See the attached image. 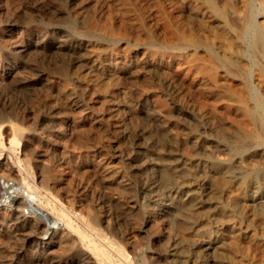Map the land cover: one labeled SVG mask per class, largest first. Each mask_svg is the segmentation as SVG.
Returning <instances> with one entry per match:
<instances>
[{
    "label": "rangeland",
    "instance_id": "obj_1",
    "mask_svg": "<svg viewBox=\"0 0 264 264\" xmlns=\"http://www.w3.org/2000/svg\"><path fill=\"white\" fill-rule=\"evenodd\" d=\"M262 119L264 0H0V180L111 255L19 193L0 264H264Z\"/></svg>",
    "mask_w": 264,
    "mask_h": 264
},
{
    "label": "bare ground",
    "instance_id": "obj_2",
    "mask_svg": "<svg viewBox=\"0 0 264 264\" xmlns=\"http://www.w3.org/2000/svg\"><path fill=\"white\" fill-rule=\"evenodd\" d=\"M247 20V19H246ZM248 20H249V18H248ZM254 21V20H253ZM244 27V26H243ZM245 29V28H244ZM243 29V30H244ZM253 29V28H252ZM242 30V31H243ZM247 32V31H246ZM249 32V31H248ZM249 35V34H248ZM248 35H247V37H248ZM242 36V35H241ZM263 38V37H262ZM229 58V57H228ZM232 62V61H231ZM231 62H229V63H231ZM248 72V71H247ZM215 74V73H214ZM214 74H213V78H215L214 77ZM217 74V73H216ZM211 77H212V75H211ZM217 77V76H216ZM212 78V79H213ZM218 78V77H217ZM263 120V119H262ZM264 121V120H263ZM0 130H1V133H3L4 134V136H7L8 135V128H7V126L6 125H3L1 128H0ZM15 141H13L12 142V146H13V143H14ZM15 144V143H14ZM3 142H2V140H0V150H4V148H3ZM6 150V149H5ZM2 152V151H1ZM156 163V162H155ZM158 163V162H157ZM3 164V163H2ZM5 164V163H4ZM3 164V165H4ZM154 164V163H153ZM3 165H1V166H3ZM6 165H7V163H6ZM17 165H19L18 164V162H17ZM8 167L9 168H12V165H8ZM159 167V166H158ZM158 170V169H157ZM179 170V169H178ZM176 171H177V169H176ZM174 172V171H173ZM181 172V171H180ZM187 173H188V170L186 171ZM186 173V174H187ZM174 174V173H173ZM172 174V175H173ZM176 174H177V172H176ZM175 174V175H176ZM180 174H182L183 175V173H180ZM180 174H177V175H179L180 176ZM153 175V174H152ZM155 175V174H154ZM159 175V174H158ZM171 175V176H172ZM185 175V174H184ZM171 176H170V178H171ZM174 176V175H173ZM152 177V176H151ZM156 177V176H155ZM178 177V176H177ZM182 178V177H181ZM186 178V177H185ZM187 178H189V177H187ZM173 179V178H172ZM157 180V179H156ZM174 180V179H173ZM172 180V181H173ZM177 180H178V178H177ZM186 181H188V180H186ZM170 182V181H169ZM175 182V181H174ZM177 183H178V181H177ZM187 183V182H186ZM190 183V182H189ZM156 184V183H155ZM168 184V183H167ZM22 185V184H21ZM20 184H18V183H16V185L15 186H13V185H8V184H3L2 183V181L0 180V187L3 189V191L1 192V196L3 197L1 200H0V205H5V204H7L8 205V203L7 202H9V206L11 207V206H13L15 203L16 204H18V203H20V194L19 193H23V195L25 196V201L27 200V204H28V206L30 207V209H31V214L32 215H34V214H36L37 216H39L40 218H42L43 220H44V222L46 223V230H45V234H44V238H46V239H49V238H52V236L53 235H58V233L60 232V234H59V237H62L63 235H64V233H65V231H63L64 230V228H68V229H70V230H72V231H75V232H77L78 233V236L80 237V239L82 240V241H86V243H87V245H92L91 247H90V249H92V251L94 252V253H96L97 255H100V257H104V258H108V260L109 261H111V259H109L110 258V254H107L105 251H104V249L102 248V245L100 246V245H98V244H95V242H92V243H90L92 240L90 239V237L88 238L87 236V233L83 230V229H81L77 224H75L74 223V221L70 218V217H68L67 216V214L66 213H64V210L62 211V210H58L56 207H55V205L53 206V204L52 205H50V203H51V201H50V199L49 198H47V197H42L43 199H41V197L38 195V197H35V195H29V196H26V194L24 193V191H22V189H21V186ZM165 185H166V183H165ZM169 185H170V183H169ZM182 185H183V182H182ZM191 185V184H190ZM150 186V185H149ZM155 186V185H154ZM180 186V185H179ZM153 187V186H152ZM165 187V186H164ZM194 187V186H193ZM167 188V187H166ZM169 188V187H168ZM179 188V187H178ZM182 188V187H181ZM171 189V188H170ZM183 189V188H182ZM185 189H187V188H185ZM190 189V188H189ZM175 190H177L176 188H175ZM192 190H193V188H192ZM168 191V190H167ZM184 191V190H183ZM191 191V190H190ZM189 191V192H190ZM171 192V191H170ZM179 192V191H178ZM180 193V192H179ZM184 193V192H183ZM180 194H182V193H180ZM191 194V193H190ZM179 195V194H178ZM193 195V194H192ZM195 195V194H194ZM182 196V195H181ZM187 196V195H186ZM183 197V196H182ZM188 197V196H187ZM195 197V196H194ZM185 198V197H184ZM183 198V199H184ZM185 200H186V198H185ZM24 201V202H25ZM33 201H35V204H34V202ZM23 202V203H24ZM15 209V207H12L11 208V210H14ZM47 209H49L53 214H56V216H54V215H51L48 211H47ZM15 211H16V209H15ZM22 216H24V218L26 217L25 215H23V214H21ZM27 218V217H26ZM35 220V219H34ZM85 223V222H84ZM26 224H29V222H27ZM32 224V223H31ZM30 225V224H29ZM85 225L88 227V224H86L85 223ZM67 234V233H66ZM69 235V234H68ZM102 235V234H101ZM54 240H55V238H53ZM65 239H66V237H65ZM112 240V239H111ZM57 241V240H56ZM112 243H114L115 245L113 246V249L121 256V255H123V257H124V250H123V247L119 244V243H117L116 241H111ZM48 243V242H47ZM112 245V244H111ZM88 247V246H87ZM98 258H99V256H98ZM121 264H123V263H121ZM200 264V263H199ZM203 264V263H202ZM204 264H206V263H204Z\"/></svg>",
    "mask_w": 264,
    "mask_h": 264
},
{
    "label": "built area",
    "instance_id": "obj_3",
    "mask_svg": "<svg viewBox=\"0 0 264 264\" xmlns=\"http://www.w3.org/2000/svg\"><path fill=\"white\" fill-rule=\"evenodd\" d=\"M3 184H8V185H11L12 182L11 181H8V180H1ZM21 214L25 215V216H28L31 214V209L29 206H26L24 207L22 210H21Z\"/></svg>",
    "mask_w": 264,
    "mask_h": 264
}]
</instances>
